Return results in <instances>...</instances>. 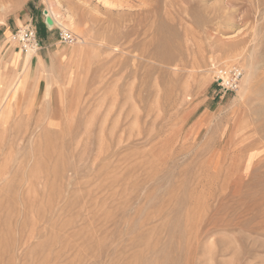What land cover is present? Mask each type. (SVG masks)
Returning <instances> with one entry per match:
<instances>
[{"label":"rangeland","instance_id":"obj_1","mask_svg":"<svg viewBox=\"0 0 264 264\" xmlns=\"http://www.w3.org/2000/svg\"><path fill=\"white\" fill-rule=\"evenodd\" d=\"M110 1L0 0V264H264V0Z\"/></svg>","mask_w":264,"mask_h":264},{"label":"built area","instance_id":"obj_2","mask_svg":"<svg viewBox=\"0 0 264 264\" xmlns=\"http://www.w3.org/2000/svg\"><path fill=\"white\" fill-rule=\"evenodd\" d=\"M59 35L63 42L75 41L74 35L69 31H60ZM13 38L24 51H35L39 48L36 31L29 26L18 29ZM242 74V69L237 65L217 66L214 70V81L224 91L233 90L238 86Z\"/></svg>","mask_w":264,"mask_h":264},{"label":"bare ground","instance_id":"obj_3","mask_svg":"<svg viewBox=\"0 0 264 264\" xmlns=\"http://www.w3.org/2000/svg\"><path fill=\"white\" fill-rule=\"evenodd\" d=\"M97 2L98 3H100V5H103V7H105V8H108V7H110V9H111V11H115V9H117L116 11H117V13H119V12H121V13H126V12H128V11H125V10H121L122 9V7L124 6V5H126L127 6V8L129 7L128 6V3L129 2H127L126 4H119V5H116L117 3H115V5L113 6V2L112 1H110V0H97ZM144 2H145V0H140V3H143L144 4ZM120 6H122L121 7V9H118ZM130 8H132V7H130ZM126 10H128V9H126ZM115 11V12H116ZM150 10L148 9V8H146V7H140L139 9H137V11H135V12H128L129 14H144V13H147V12H149ZM186 14V13H185ZM51 18H52V20H53V25L52 26H56V25H60L61 23H60V21L59 20H57L54 16H52L51 14H48ZM67 17H72V16H68L67 15ZM186 17H188L187 16V14L186 15H181L180 16V18H182V20H186ZM73 18H69L67 21H69L68 23H70L71 22V20H72ZM72 22H73V20H72ZM66 24H67V22H66ZM71 24V23H70ZM144 33V32H143ZM105 45V44H104ZM114 48V47H113ZM116 50V49H115ZM240 51V50H239ZM242 52V51H241ZM89 56V55H88ZM98 60V59H97ZM28 61H30V60H28ZM29 63V62H28ZM254 81V80H253ZM249 92V91H248ZM247 93V92H246ZM246 93H244V95L246 94ZM244 95H243V97H244ZM242 97V96H241ZM253 97V96H252ZM255 97V96H254ZM242 99V98H241ZM252 99V98H251ZM261 105H260V107H262V105L264 106V104H262V103H260ZM259 106V105H258ZM259 115V114H258Z\"/></svg>","mask_w":264,"mask_h":264},{"label":"water","instance_id":"obj_4","mask_svg":"<svg viewBox=\"0 0 264 264\" xmlns=\"http://www.w3.org/2000/svg\"><path fill=\"white\" fill-rule=\"evenodd\" d=\"M43 13L45 15L44 21H45L46 25L52 26L53 25V20H52V18L49 15H47L46 9L43 10Z\"/></svg>","mask_w":264,"mask_h":264}]
</instances>
